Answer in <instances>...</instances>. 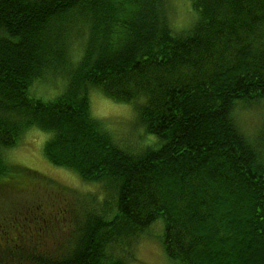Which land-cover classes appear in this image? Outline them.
I'll return each instance as SVG.
<instances>
[{"label": "trees", "instance_id": "obj_1", "mask_svg": "<svg viewBox=\"0 0 264 264\" xmlns=\"http://www.w3.org/2000/svg\"><path fill=\"white\" fill-rule=\"evenodd\" d=\"M191 6L175 32L165 0H0V176L24 171L3 149L36 128L50 162L103 189L81 212L38 214L35 233L27 216L4 227L0 264H127L158 218L174 264H264V119L253 135L238 122L264 100V0ZM58 77V95L31 93ZM92 88L131 103L155 141L120 145L91 114Z\"/></svg>", "mask_w": 264, "mask_h": 264}, {"label": "rangeland", "instance_id": "obj_2", "mask_svg": "<svg viewBox=\"0 0 264 264\" xmlns=\"http://www.w3.org/2000/svg\"><path fill=\"white\" fill-rule=\"evenodd\" d=\"M191 1L165 0L170 23L175 32L187 29L195 19ZM72 44L80 45L76 42ZM77 48L79 47H72V50ZM62 83L61 77L55 80L35 81L32 85L33 91L31 89L30 91L41 98H51L62 92ZM88 94L91 114L100 118L105 124L104 127L112 133L118 143L120 141L121 144H130L135 147L137 144L134 141L140 144L155 141V135L146 133L141 126H137L136 111L131 103L114 101L94 88L90 89ZM263 119L264 100L238 108V122L249 134L262 124ZM48 135L42 130L31 128L22 134L21 139L13 147L3 149L4 160L8 164L24 168V171L12 169L13 171L0 176V246L6 240V231L2 229L7 225L9 233L22 232L28 224L32 233H35L38 227V214L46 212L58 202L67 203V207H71L74 212H81V202L87 200V196L100 199L103 195L101 185L85 182L74 171L55 165L46 158L43 144ZM28 170H31V173H28ZM71 213L70 210L68 214ZM26 216L28 222L24 218ZM69 219L73 222L70 216ZM61 221L62 218L55 224L58 226L62 223ZM162 222L163 220L158 218L149 233H144L130 242L131 258L127 264L175 263L171 262L173 260L170 261L164 250ZM59 240L62 242V235ZM263 240L264 238H261V241L256 243L258 244L257 253L264 260ZM252 241L257 240L252 238ZM30 243L32 241H27L26 245ZM0 252L5 253V250ZM1 256L2 254H0V260ZM250 264H257V261Z\"/></svg>", "mask_w": 264, "mask_h": 264}]
</instances>
